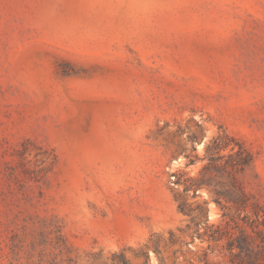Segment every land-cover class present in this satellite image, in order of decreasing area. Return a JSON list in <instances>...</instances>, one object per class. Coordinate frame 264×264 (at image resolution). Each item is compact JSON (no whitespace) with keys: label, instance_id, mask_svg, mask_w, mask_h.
Instances as JSON below:
<instances>
[{"label":"rangeland","instance_id":"rangeland-1","mask_svg":"<svg viewBox=\"0 0 264 264\" xmlns=\"http://www.w3.org/2000/svg\"><path fill=\"white\" fill-rule=\"evenodd\" d=\"M223 129L264 203V0H0V264H192Z\"/></svg>","mask_w":264,"mask_h":264},{"label":"trees","instance_id":"trees-1","mask_svg":"<svg viewBox=\"0 0 264 264\" xmlns=\"http://www.w3.org/2000/svg\"><path fill=\"white\" fill-rule=\"evenodd\" d=\"M204 150L207 162L198 177H191L184 183L183 190H192L195 194L198 189L207 188L220 211V220L217 223L209 221L208 205L203 226L193 222L194 217H191L190 241L198 238L205 243L188 250L191 263L264 264V203L246 190L238 176L251 166L252 152L225 129L212 136L205 143ZM34 179L38 180V176ZM211 180H217V183L212 185ZM178 208L190 214L191 210L186 209L184 203ZM153 248L156 250V244ZM141 254L145 259L148 256L146 251ZM118 264L128 263L120 258Z\"/></svg>","mask_w":264,"mask_h":264}]
</instances>
